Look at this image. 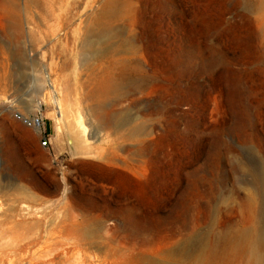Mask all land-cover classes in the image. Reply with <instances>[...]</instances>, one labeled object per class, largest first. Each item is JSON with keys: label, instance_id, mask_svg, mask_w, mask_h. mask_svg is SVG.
Segmentation results:
<instances>
[{"label": "rangeland", "instance_id": "1", "mask_svg": "<svg viewBox=\"0 0 264 264\" xmlns=\"http://www.w3.org/2000/svg\"><path fill=\"white\" fill-rule=\"evenodd\" d=\"M262 229L264 0H0V264H254Z\"/></svg>", "mask_w": 264, "mask_h": 264}, {"label": "bare ground", "instance_id": "2", "mask_svg": "<svg viewBox=\"0 0 264 264\" xmlns=\"http://www.w3.org/2000/svg\"><path fill=\"white\" fill-rule=\"evenodd\" d=\"M110 3L103 6V8L99 12L100 16H98L97 18L95 17L93 18L94 25L92 28L88 30L89 35L91 37L94 36V37L100 38V39L91 40L89 41V43H87V46L90 49H92V51L94 52V55H98L97 57H101L102 54H104V52H107L109 49L117 48L116 46L118 44L117 40H115L116 31L111 29V24H110V21L113 19V17H115V14L117 12V7L112 2ZM113 10H115L114 14H113ZM111 79L112 78H107V79L104 78V80H102L104 81V83L102 84V87L104 86V88L106 89L110 88ZM56 100L57 102H59V104H61L60 97L56 98ZM60 112L64 113L62 112V110H60ZM37 130L40 131V129H37ZM15 188L20 191H24L23 193L26 196L33 197L32 198L33 202H38L40 200L38 199L37 195L35 194L31 195L30 194L31 191L30 192L28 190L25 191V188L23 186H19V187L16 186ZM12 209L15 212L14 219H16L17 217H20V219H23L26 216L31 214V208L28 206H23L22 208L18 206V207H13ZM35 225H39V222H35ZM84 225L85 224H80V223L75 224L74 223V225H72V229L74 230L76 229L79 231L80 229L85 228ZM24 248H25L23 249L24 252H22L21 250V252L15 253L14 255L12 254L13 258L11 259L9 258V264H17V262H20V261L22 262L26 259V257L30 253V247H24ZM263 249H264V229L260 230L257 234L255 232L253 233L250 231L242 233L234 248L235 251L247 250L250 254V260L254 264H258V263L264 264V253L261 251ZM123 254L124 252L122 248L114 247L112 252L106 255L104 259L102 260L98 259V261H100L99 264H128L129 261L123 259L124 257L122 258ZM81 264H84V263H81ZM149 264H155V263L150 262Z\"/></svg>", "mask_w": 264, "mask_h": 264}, {"label": "built area", "instance_id": "3", "mask_svg": "<svg viewBox=\"0 0 264 264\" xmlns=\"http://www.w3.org/2000/svg\"><path fill=\"white\" fill-rule=\"evenodd\" d=\"M16 118L22 121L26 126L33 128V129H40L42 130L45 126V120L42 116L37 115L34 117H25L21 113H16ZM49 138L45 135V139L42 142V145H48Z\"/></svg>", "mask_w": 264, "mask_h": 264}, {"label": "water", "instance_id": "4", "mask_svg": "<svg viewBox=\"0 0 264 264\" xmlns=\"http://www.w3.org/2000/svg\"><path fill=\"white\" fill-rule=\"evenodd\" d=\"M69 142H70V145H71V148H72L73 152L75 153V148H74V146H73V142H72V140L69 139Z\"/></svg>", "mask_w": 264, "mask_h": 264}, {"label": "crops", "instance_id": "5", "mask_svg": "<svg viewBox=\"0 0 264 264\" xmlns=\"http://www.w3.org/2000/svg\"><path fill=\"white\" fill-rule=\"evenodd\" d=\"M46 124H48V125H49V128H50V130L52 131L51 122H50V121H48V123H46Z\"/></svg>", "mask_w": 264, "mask_h": 264}]
</instances>
